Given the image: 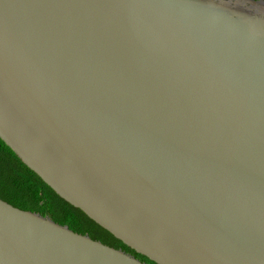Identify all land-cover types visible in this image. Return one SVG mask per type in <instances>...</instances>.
Listing matches in <instances>:
<instances>
[{"label": "water", "instance_id": "95a60500", "mask_svg": "<svg viewBox=\"0 0 264 264\" xmlns=\"http://www.w3.org/2000/svg\"><path fill=\"white\" fill-rule=\"evenodd\" d=\"M0 138L157 264H264V0H0ZM0 264H149L0 197Z\"/></svg>", "mask_w": 264, "mask_h": 264}, {"label": "trees", "instance_id": "16d2710c", "mask_svg": "<svg viewBox=\"0 0 264 264\" xmlns=\"http://www.w3.org/2000/svg\"><path fill=\"white\" fill-rule=\"evenodd\" d=\"M0 197L22 209L49 215L56 222L67 224L77 232L87 233L94 239L122 248L151 264H157L146 256L136 253L82 209L59 196L1 138Z\"/></svg>", "mask_w": 264, "mask_h": 264}, {"label": "flooded vegetation", "instance_id": "af4514ba", "mask_svg": "<svg viewBox=\"0 0 264 264\" xmlns=\"http://www.w3.org/2000/svg\"><path fill=\"white\" fill-rule=\"evenodd\" d=\"M146 262H148V261H146ZM149 263V262H148ZM149 264H151V263H149Z\"/></svg>", "mask_w": 264, "mask_h": 264}]
</instances>
